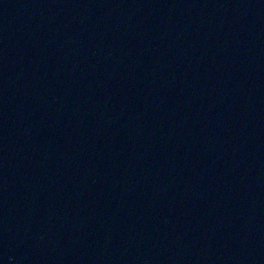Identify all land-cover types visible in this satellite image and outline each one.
<instances>
[{"label": "water", "instance_id": "water-1", "mask_svg": "<svg viewBox=\"0 0 264 264\" xmlns=\"http://www.w3.org/2000/svg\"><path fill=\"white\" fill-rule=\"evenodd\" d=\"M0 264H264V46L198 0H0Z\"/></svg>", "mask_w": 264, "mask_h": 264}]
</instances>
